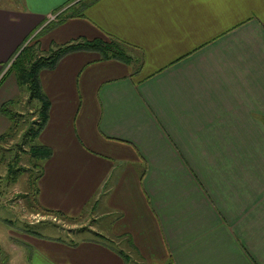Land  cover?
Masks as SVG:
<instances>
[{
	"label": "crops",
	"instance_id": "0c3cea01",
	"mask_svg": "<svg viewBox=\"0 0 264 264\" xmlns=\"http://www.w3.org/2000/svg\"><path fill=\"white\" fill-rule=\"evenodd\" d=\"M72 2L0 0V82L25 44L132 46L134 66L77 50L39 72L38 203L87 208L108 242L23 233L28 264H264V0H95L64 17ZM4 93L18 100L16 78Z\"/></svg>",
	"mask_w": 264,
	"mask_h": 264
},
{
	"label": "rangeland",
	"instance_id": "374dc122",
	"mask_svg": "<svg viewBox=\"0 0 264 264\" xmlns=\"http://www.w3.org/2000/svg\"><path fill=\"white\" fill-rule=\"evenodd\" d=\"M72 1L76 2L78 0ZM92 1L95 0H80L78 3L76 2L74 6L66 10L64 17H72L75 12L83 9L84 5L89 4ZM104 36L108 37L107 35ZM128 52L133 57L134 54L131 52V49L128 50ZM134 56H137V54ZM135 62L136 61H132L130 64L134 66L133 63ZM11 72L12 73H8L0 82V97L5 96L6 93H4V90H7V85L10 80L12 78H16L13 71ZM18 87L19 98L14 102V104H12L11 108L23 114L21 128L17 134H14L4 142H0V156L3 153H5L6 156V158L0 157V245H2V248H6L9 242L15 241L18 251H12L14 252L13 255L15 257L14 263L3 261V258H0V263L28 264L30 263L31 258L33 263H37L39 258L36 256V254L34 257L32 256V247L28 246V238H24L22 236L24 235L23 233L34 236V233L31 232V229L39 233L37 236L42 235L43 237H55L61 239L90 237L91 240L97 242H108L107 239L102 241V239L96 235L97 232L91 231V226L95 224V220L93 219L92 215L89 214L87 208L84 209L82 214L73 218L59 215L55 216L51 214L46 215L44 213L37 212L38 210L35 207V192L33 191V188L37 186L36 181L33 183V178L36 176L37 172L36 169L30 170L31 164L27 162L29 159L28 153L27 151H24L27 149V146H24V150L22 149L21 151L18 149V147H15V144L16 142L21 141V133H23V129L31 121L33 117L32 115L34 114L31 112H34L35 108L39 106V101L34 99L30 104H28L26 102V99H28L29 96L28 90L23 86L18 85ZM2 115L8 119L7 116L4 114ZM15 154L16 156L17 154L19 155L16 165L28 168L26 172H20L16 182L10 181L7 178L6 172V164L7 162L13 163ZM41 163L43 164L44 161ZM26 193L27 195H24ZM7 230H10V236Z\"/></svg>",
	"mask_w": 264,
	"mask_h": 264
},
{
	"label": "trees",
	"instance_id": "16d2710c",
	"mask_svg": "<svg viewBox=\"0 0 264 264\" xmlns=\"http://www.w3.org/2000/svg\"><path fill=\"white\" fill-rule=\"evenodd\" d=\"M84 7L85 5L83 6V8ZM81 11L82 9L78 10L73 15H82ZM129 47L132 46L118 38L109 35L106 38H94L91 40L78 39L74 42L56 45L45 54H39L33 42L30 45L25 44L11 61L7 71H13L16 76L18 85L26 87V89L28 90L29 96L28 99H26V102L30 104L34 99L39 101V106L35 108L34 112H31L34 113L32 115L33 117L31 121L23 129V133H21V141L16 142L15 144V147H18V149L21 151L24 146H27V149L23 150L27 151L28 153L29 159L27 162L31 164L30 170L36 169L37 172L36 176L33 178V183H35V181L37 182L42 174L43 164L41 162L51 155L50 148L39 143L37 140L40 131L46 124L49 111V100L43 93L39 79V72L45 68H53L60 60V58H62V56L71 51L77 50L97 51L102 59L111 58L122 61L124 63H130L134 60V58L128 52ZM4 75L5 74H3V76ZM12 104H14L13 101H7L0 105V112L7 116L10 121L6 131L0 134V142L8 140L11 136L17 134V132L21 128L23 114L21 112L13 110L11 108ZM0 157L6 158L5 153H3ZM18 157L19 155L17 154L16 156L15 154L13 163L7 162L6 164L7 178L10 181L14 182L18 180V176L21 171L26 172L28 169L24 166L16 165ZM33 191L35 192V207L38 210H36L37 212H41L46 215L51 214L55 216L59 215L67 217L59 210L48 209L40 205L36 197L37 186L33 188ZM24 195H27V193ZM31 232H33L34 234H39L33 229H31ZM97 235L102 239V241L106 239L100 234Z\"/></svg>",
	"mask_w": 264,
	"mask_h": 264
},
{
	"label": "built area",
	"instance_id": "2783aa9c",
	"mask_svg": "<svg viewBox=\"0 0 264 264\" xmlns=\"http://www.w3.org/2000/svg\"><path fill=\"white\" fill-rule=\"evenodd\" d=\"M55 18H56V15H54V14H50V15L48 16V22L55 20ZM0 264H1V263H0Z\"/></svg>",
	"mask_w": 264,
	"mask_h": 264
}]
</instances>
